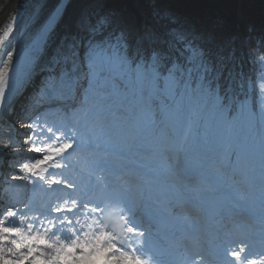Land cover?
Masks as SVG:
<instances>
[{"label": "snow or ice", "instance_id": "1", "mask_svg": "<svg viewBox=\"0 0 264 264\" xmlns=\"http://www.w3.org/2000/svg\"><path fill=\"white\" fill-rule=\"evenodd\" d=\"M71 7L35 0L19 59L18 15L0 37V264H264V71L223 38L242 16Z\"/></svg>", "mask_w": 264, "mask_h": 264}, {"label": "trees", "instance_id": "2", "mask_svg": "<svg viewBox=\"0 0 264 264\" xmlns=\"http://www.w3.org/2000/svg\"><path fill=\"white\" fill-rule=\"evenodd\" d=\"M109 3L127 13L136 14L140 9L135 0H109ZM143 0H139V4ZM179 17L213 21L218 17L233 19L240 13L242 19L225 32V41L234 39L240 53L238 68L245 77H258L264 69L258 63L264 49L259 43L264 35V0H163ZM254 27L255 31H249ZM252 54H255L254 56Z\"/></svg>", "mask_w": 264, "mask_h": 264}, {"label": "bare ground", "instance_id": "3", "mask_svg": "<svg viewBox=\"0 0 264 264\" xmlns=\"http://www.w3.org/2000/svg\"><path fill=\"white\" fill-rule=\"evenodd\" d=\"M81 0H71L72 7L69 9V13L71 14L75 10H77ZM52 0H49V8L51 7ZM7 11L2 15L3 17L0 19V37H3L4 33L7 32L11 20L14 16L19 15L23 10H26L23 18L20 20L19 30L15 31L9 35L8 40L11 41V44L16 46L19 50H21L18 55L23 51L25 45L30 41L33 32L35 30L34 24L31 21V15H27V13L32 9L35 5V0L32 2H28V0H12L9 4ZM63 33V29L57 31V33L53 36L52 43L54 44L56 40H58ZM8 41H5V46H7ZM16 57V58H17ZM3 67V64L0 63V68ZM39 194V192L37 193Z\"/></svg>", "mask_w": 264, "mask_h": 264}, {"label": "rangeland", "instance_id": "4", "mask_svg": "<svg viewBox=\"0 0 264 264\" xmlns=\"http://www.w3.org/2000/svg\"><path fill=\"white\" fill-rule=\"evenodd\" d=\"M48 1H49V0H48ZM10 3H11V2H10L9 0H0V19L3 17L2 15L7 11L8 7L10 6V5H9ZM33 7H35V5H34ZM33 7H32V9H33ZM32 9L27 13V15H31ZM25 12H26V10L24 11V13H25ZM23 16H24V14H23ZM31 21H32V20H31ZM21 185H23L22 182H16V188H19V189H20V187H23V186H21ZM24 189L27 190V188H24ZM30 190H31L32 193H31V195H29L28 197H33V196L35 195V197L39 198L40 193H39L38 196H37V193H38V192L34 193V192L32 191V189H31V187H30Z\"/></svg>", "mask_w": 264, "mask_h": 264}, {"label": "water", "instance_id": "5", "mask_svg": "<svg viewBox=\"0 0 264 264\" xmlns=\"http://www.w3.org/2000/svg\"><path fill=\"white\" fill-rule=\"evenodd\" d=\"M28 1H31V0H28ZM81 2H82V0L80 1V4H79L78 8L80 7V5H81ZM78 8H77V9H78Z\"/></svg>", "mask_w": 264, "mask_h": 264}]
</instances>
